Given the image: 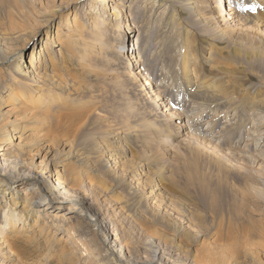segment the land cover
<instances>
[{
    "label": "rangeland",
    "instance_id": "374dc122",
    "mask_svg": "<svg viewBox=\"0 0 264 264\" xmlns=\"http://www.w3.org/2000/svg\"><path fill=\"white\" fill-rule=\"evenodd\" d=\"M20 1L27 3L34 1L38 7L42 8V11L45 10V17L59 9L57 17L53 20V26L52 22L48 26H44L42 20H39L36 27H43V37L46 30L52 28L53 37L57 38L60 44L62 40L56 36L59 22L63 21L68 13L71 12L73 15L72 12L81 4L90 2V0H77L76 2L74 0ZM130 1L128 0V4ZM186 1L164 0L161 5H158V2L153 6L154 1L139 0L137 7H134L135 12L132 15L128 14L136 24V30L130 26L128 28L130 33L123 28V33H127L126 37L129 40L123 44L125 48L123 47L122 51L128 54L124 49L131 48L130 50H133L136 46V50L132 53L136 56L137 64H140V67L151 77V84L155 92L164 89L163 101L168 106L171 105L172 109L169 112V117L175 124L179 122L180 127L175 125L172 128L173 138H170L172 140L168 139L163 142L167 138L144 136L137 141L129 136H123V134H121L122 136H113V139L105 138V140L97 136V141L96 139L89 140V137L99 127V123L93 115L94 111L91 112L90 122L76 129L71 135H64L65 129L70 126L73 102L76 98L77 100L85 99L91 91H97L101 83L100 78L104 76L110 77L109 81H115L118 84V89L123 88L128 102L134 105L129 120L133 123L134 121L135 123L139 122L136 115L138 107L135 104V90L129 82L127 71L122 70L120 63L124 59L121 58L117 65L108 62L106 58L103 59L107 64L105 61H92L88 65L78 59L69 61L63 57L72 56L68 52L71 39L67 49H62L60 44L56 45L57 53L54 57V64H51L49 58L39 64H37V59L33 61L34 67L41 72H54L76 83L75 91H71L73 94L70 93L73 98L75 97L74 101L65 102L58 108V111L52 110L47 118H40V121L37 119L24 122L23 115H21L23 112L14 114L13 109L22 105L20 103L13 106L6 100V95L16 87L10 85L11 77L7 75V72L0 71V125L20 117V119L18 118L20 125L25 127H23L24 131L15 135V143L21 142V145L24 146L26 141H22V138L29 139V135L32 134L36 139L33 141V147V142L30 146L22 149L21 145L17 146L6 140L1 143V148L3 150L11 148L15 155L14 158L18 161L24 160L30 166H33L34 163V169L37 171L41 169L42 157L47 155L45 159L50 162L48 171L58 172L61 180L66 179V174L84 180L85 192L89 194L90 199L98 203L101 212L106 214L109 219L111 218L110 224L116 236L120 241H126V238L127 241H130L126 249L130 251L132 258L141 262H148L156 258L157 261L161 260L162 264H195V251L202 244L213 241L214 238L216 216L199 202L201 193L198 182L190 179V171L196 170L191 167V164L196 161L198 172H194V176L204 175L209 183H223L225 186L226 193L221 198L220 207L227 217L232 218L233 230L231 231L235 232L236 241L244 242L246 245L243 251L231 260L230 264H255L257 257L262 258L264 264V7L256 9L255 13L247 14L243 11L249 8L248 4L250 6L251 1L242 4V0L241 2L237 0L230 2L206 0L203 5L207 6L205 8L212 18L217 17V25H212L213 19L211 18L210 22L204 26L205 24L200 20L201 16L195 17V10L189 4L186 6ZM225 4L228 10L233 8V11L242 13L227 14L222 17L212 13L217 11L216 5L223 9ZM91 5H96L97 8L94 10L88 4L89 10L99 14L101 10L98 4L92 3ZM6 6L5 0H0V42L2 43L0 45L3 50L11 54V52L22 48L23 39H7L5 37V29L10 25L11 19L19 15L13 7ZM171 9H175L177 12V23L172 26L168 25L166 21ZM126 10L128 9L124 8L122 14ZM224 11L226 12V9ZM104 16L107 17V13ZM260 19L261 22L257 23ZM179 22L181 26H179ZM143 27L146 28L144 35L141 30ZM62 28L67 30L68 25L64 24ZM183 28L188 30V47L197 57V62L193 65V72L190 75L192 83L196 86L204 79L208 82L215 81L222 88L219 94L220 99L227 98L232 104L225 101L223 104L220 103L222 107L214 106L217 103L214 101L216 97L209 95L196 97L194 92L182 83L180 72L185 51ZM224 29L229 31L231 34L228 36L232 37L225 36L222 33ZM7 31L12 32L9 29ZM38 37V35L35 39L32 37L28 44L20 50V54L14 53L7 58L2 64V69L5 70L12 66L19 55L23 56L22 63L28 65L33 49L37 50L38 45L43 43V37L40 36L39 39ZM135 38L137 41H134ZM145 39H147V45L143 43ZM77 49L71 48L70 51L75 55L84 52L83 47L79 45ZM210 50L215 51V54L211 56L213 62H217L218 66L225 69L221 75L212 74L201 57L202 54L206 55ZM80 66H85L84 72ZM113 69L115 70L113 71ZM85 85H90L91 91L86 89ZM249 88L251 92L248 91ZM61 95L66 94L62 93ZM101 103L96 107L109 114L111 130L121 128L122 131L126 125L122 114L128 109L122 108L120 98L109 94L108 97L102 99ZM229 108L232 110L229 111ZM8 109L11 111L10 116L6 115ZM7 129L11 130L12 126L8 125ZM57 132L60 133V136H56ZM63 136L76 137L75 141L69 145L68 141L73 138L66 141ZM196 145L201 146V153L195 149ZM212 145H216L211 151L217 158L215 160L208 159V154L202 153L209 150L208 148ZM105 147L116 150L114 157H110V154L104 152V157L99 161H88L87 155L91 154L90 152L100 151ZM70 150L71 154H67ZM233 150H247L256 157L258 162L255 164L247 162L240 157L238 152H235L233 156ZM109 158L112 160L110 161ZM216 160L227 164V170L220 171L215 165ZM108 161L116 162L113 164L116 165V168L110 169ZM142 163L144 164L140 167ZM99 179L105 181L104 186L101 187ZM139 179L143 182L138 183ZM173 181L176 182L177 190L188 189L195 194V199H190L186 195L180 196L178 192L172 193L170 185ZM243 182H246L248 186L249 197L247 200L239 201V209L242 212L237 213L231 201L240 198L236 193L242 187ZM150 185L154 186L153 194L146 199H149L148 206L155 211L154 216L145 207L135 205L140 196L148 195ZM17 188L21 189L22 184H19ZM171 202L181 203L186 214L190 210L201 212V226L196 229L200 233L199 242L185 240L181 242V239L173 233L176 221L172 218H163L165 213L168 214L166 205ZM53 213H50L52 216L49 220L45 216L46 213H40V221L47 222L46 228L39 225L41 222L35 224L34 219L28 218L26 227H22L24 234L20 235L19 239L15 241L16 243L11 247H1L3 252L5 249L13 251L9 260L1 259L2 263L11 264L10 260L14 259V264H100L101 257L95 249L94 238L91 240L88 236L86 238L81 236L83 230L80 228L86 226L72 218L64 220L63 217H60V220H56ZM104 214L101 217H104ZM101 217H97L95 220L88 218L87 220L91 221V224H98ZM167 220H171V224H168ZM176 220L187 226V220ZM20 226H23V223ZM156 227H165L170 236L151 242L147 233ZM105 232L102 229L101 237L106 235ZM234 239L235 236L231 235V240ZM81 242L84 244L80 245ZM179 242L188 247L184 249ZM67 250H72L74 253L72 260L66 258L64 252Z\"/></svg>",
    "mask_w": 264,
    "mask_h": 264
},
{
    "label": "bare ground",
    "instance_id": "6f19581e",
    "mask_svg": "<svg viewBox=\"0 0 264 264\" xmlns=\"http://www.w3.org/2000/svg\"><path fill=\"white\" fill-rule=\"evenodd\" d=\"M76 1L77 0H74V2ZM138 1L139 0H131L128 4V0H90L88 3L81 4L72 12L74 18H72L73 15H71L70 12L63 21L59 22L60 25L58 26L56 36L61 38L62 41L60 44L57 41V38L53 37L52 28L47 29L45 32L46 37H43V27H36V23L39 20H42V25L44 26H48L51 24V22V25L53 26V20L57 17L59 9L55 10V12L50 14V16L46 15L47 17H45V10L42 11V8L40 6L38 7L34 1L27 3L20 0H5L6 5L13 7V9H15L19 15L11 19L10 25L6 27L4 35L7 39H23L21 42L22 48L11 52V54L3 50L2 46L0 45V71L7 72V75L11 77L10 85L16 87L15 90L12 88L8 95H6V100L9 101V104L13 106H17L20 103L22 105L21 107L13 109V113L15 114L17 112H23L21 115H23L24 122L37 119L40 121V118H47L52 110L58 111V108L65 102L72 100L74 101L75 97L73 98L71 96V94H73L71 91H75L74 88L76 83L74 81L64 78L54 72H41L33 65V61L36 59L37 64H39V62H43L47 58H49L51 64H54V57L57 53V50L55 49L56 45L60 44L62 49H67L72 39L68 49V52L72 54V56L63 57L69 61L78 59L80 62L86 63L88 65L92 61H105L103 58H106L108 62L115 63L117 65V62H119L121 58L124 59V61L120 63L123 68L122 70L127 71L129 82L135 90V104L138 107V112L136 115L139 122L135 123L134 121L133 123L129 120L131 118L130 112L132 111V107L134 105L128 102L123 88L118 89V84L115 81H109L110 77L108 78L104 76L100 78L101 83L99 84L97 91H91L89 88L90 85H85V88L91 91L89 96H87L85 99L79 98L77 100L76 98L77 101L75 100L73 102V107L70 114V126L65 129L64 135H71L74 131H76V129L81 128L86 123L90 122L91 112L94 111L93 115L99 123V127L97 129L98 132L95 131L92 136L89 137V140L96 139L97 141V136L98 138L100 136L104 139H110L113 136H122L121 134H123V136H129V138L135 139L137 141L144 136H160L167 138L163 140V142L173 138V126L176 125V127H180V125L179 122H176L175 124L171 117H169V112H171L172 109L170 107L171 105L168 106L163 101L162 96H164V89L155 92L154 87L151 84V77L143 68L140 67V64H137V59H135L136 56H134V53H132L134 50H136V46H134L133 50H130L131 48H128L127 50L124 49L128 54H125L122 51L123 47L125 48L123 44L126 43V40H129V38L126 37V32L131 33L128 28L131 26L136 30L137 27L132 21L133 19L131 20L129 16L135 12L134 7H137ZM151 1H154V6V4L158 2V5H161V2L164 0ZM227 1L230 2L231 0H226V2ZM237 1L241 2V0ZM248 1H251L252 4L250 6L248 4L249 8H246L243 11L247 14L249 12L255 13L256 9L264 7V0H242V4H246ZM205 2L206 0L186 1V6L189 4L190 7L195 10V17L201 16L200 20L205 24L204 26H206V24L209 23L212 18V15L205 8L207 6L203 5ZM92 3L98 4L99 9L101 10L99 14L89 10L90 7L88 4H90L91 8H94V10L97 8L96 5H91ZM191 4L194 5L191 6ZM230 5L232 6V4ZM223 7L224 8L221 9V6L219 7V5H216L217 11L212 13L219 14L218 16L220 17L224 15L227 16V14L234 15V13H242L236 12V10L233 11V8L228 10L226 8V4L223 5ZM124 8H127L128 10L122 14ZM225 9L226 12L224 11ZM102 11H104V14H102ZM106 13L107 17L104 16ZM128 14L130 15L128 16ZM176 14L177 12L175 9L169 10L168 16L166 18L168 25L172 26V24L175 25L177 23ZM212 19V25L216 24L217 17L215 16ZM260 22L261 19L257 21V23ZM64 24L68 25L67 30H63L62 27ZM178 24L181 26L180 22ZM123 28H125L126 34L123 33ZM7 29L12 32L9 33ZM141 30L142 34L144 35L146 28L143 27ZM139 32L141 31L139 30ZM222 33H224L225 36L231 34L226 29H224ZM182 34L185 36L183 41L185 51L183 52V60L181 62L182 66L180 72L182 83L185 85V87H188L190 91L194 92V96L196 97L206 95L216 97V100L214 101H217V103L214 106H219L220 103L223 104L225 101L229 104H232L227 98L220 99L219 94L221 93L222 88L216 84L215 81L208 82L204 79L196 86L192 83L190 75L191 72H193V65L197 62V57H195L193 52L188 47V30L183 28ZM37 35L39 36L38 39L40 36L43 37V43L42 45H38L39 50H36V48L33 49L29 64L24 65V63H22L23 56L19 55L16 57L12 66H9L8 68L5 67L6 69L3 70V62L14 53L20 54V50L28 44L32 37L35 39ZM146 40L147 39L143 40L145 45H147ZM134 41H137V39ZM78 45L83 47L84 52H80L75 55V53L70 51V49L73 48V50H78ZM213 54H215V51L210 50L206 55L202 54L201 57L207 64V67H209L212 74L214 73L215 75H221L225 72V69L224 67L218 66L217 62H213V58L211 57ZM105 63L107 64L106 61ZM80 68L83 72L86 69L85 66H80ZM77 70L80 71L79 69ZM114 70L115 69H113V71ZM249 90L251 92L250 88L248 91ZM62 93L66 95H61ZM109 94L118 96L122 102V108L128 109L122 114V119L125 120L124 122L126 124L122 131L120 130L121 128L117 130H111L112 124H110L111 120L109 114L105 111L98 110V107H96L97 105H100L102 99L108 97ZM231 110L229 108V111ZM10 113L11 111L8 109L6 115L10 116ZM175 116L178 117V115ZM135 117H133L134 120H136ZM18 118L20 119V117H17L13 120L4 122L3 125H0V151L2 150L0 153V264H3L1 260L3 258L9 260V258L12 257L13 252L12 250L7 251L6 249L5 252H3L1 247H11V245L16 243L15 241L19 239L20 235L24 234L22 227H26L25 224L28 218L34 219L35 224H39V222H41L39 225H42L44 228L48 226L45 220L40 221L41 212L44 214L46 213L45 216L48 218V220L52 216L50 213L54 212L53 216L56 220H60V217H63L64 220L72 218L81 225L86 226L80 228L83 230L81 236L82 238H86V236H88L91 238V240L94 238L96 245L95 249L99 252V257H101L100 264H162V261H157L156 258L151 259L148 262L135 261L132 258L130 251L126 249L127 244L130 241H127V238L126 241H120V239L116 236L110 224L111 218L109 219L106 214L102 213L98 203L90 199L89 194L85 192L83 187L84 180L80 179L79 177L75 178L70 174L65 175V180H61L58 172L54 173L52 170L48 171L50 162H48V160L46 161L45 159L47 155L42 157L40 163L41 169H38L37 171V169H34V163L33 166H30L26 161H18L16 158H14L15 155L13 154L11 148L6 150L1 148V143L6 140H9L10 143L17 146L21 145V142L15 143V135L24 131L23 127L25 126L20 125L21 123ZM77 124L79 125L76 128ZM8 125L12 126L11 130L7 129ZM56 136H60V133L57 132ZM63 137L66 139V141L73 138L72 140L68 141L69 145H71V143L75 141L76 136ZM28 138L29 139H25L24 137L22 138V141H26L23 144L24 146L21 145L22 149L23 147L30 146V144L36 140L33 134L29 135ZM103 144H101V147H103ZM33 146L34 142L32 147ZM214 147H216V145H212L210 148H208L210 151L206 150L202 152L203 154H208L207 158L210 160L217 159L215 154L211 152L213 151L212 148ZM195 149L201 153L200 145H196ZM115 151V149L110 150L109 148L105 147L100 151H93V153L90 152L91 154H88L87 158L88 161L95 162V160L99 161L102 157H104V152L110 154V157H114ZM233 152V156L235 155V152H238L240 157L247 162H251L252 164L258 162L256 157L247 150H233ZM38 153L40 154V152ZM67 154H71V150ZM109 160L111 161L112 158H109ZM149 160L151 161V158ZM113 164H116V162L108 161V167L110 169L116 168V165ZM143 164L144 163H142L140 167H142ZM215 165L220 171H226L228 168L227 164H224L219 160L215 161ZM191 167L196 169L190 171V179L196 180L198 182L199 191L201 193L199 202L216 216L217 223L214 227L213 241L207 244H202L198 250L195 251V264H230L231 260L241 251H243L246 245L244 242L236 241L237 236L235 235L234 231H231L233 230L231 222L232 218L227 217L220 207V201L222 196H224L226 193V188L223 183H209L204 175L199 177L194 176L193 173L198 172L196 161L192 162ZM115 174H117V172H115ZM99 180L101 181V187L104 186L105 181L102 179ZM142 182L143 181L141 179L138 180V183ZM18 183L20 185L22 184L21 189L17 188L19 187ZM153 188L154 186L150 185L148 195L146 197L144 195L140 196L138 198V202L135 203L136 206L145 207L148 209L152 216L155 215V211L148 206L149 199L146 198L153 194ZM170 190L172 193L178 192L180 196L186 195L189 196L190 199H195V194H193L190 190L184 188L177 190L176 182L174 181L171 182ZM236 195H238L240 198L234 200L232 199L231 203L235 206L237 213H241L242 210L239 209V201L247 200L249 197V189L246 182H243L242 187L237 190ZM166 208L168 214L165 213L163 218H172L176 221V223H174L175 228L173 229V233L176 234L179 239H181V242L183 240L199 242L198 240L200 238V233L197 232L196 229L201 226V212L190 210V212L186 214L183 205L179 202H171L170 204L166 205ZM56 210L58 213H56ZM103 214L105 216L101 217ZM97 217H101L98 224H91V221L87 220L88 218L90 220H95ZM176 219H181L182 221L187 220V226L181 222H177ZM22 223L23 226L19 227V225ZM167 223L171 224V220H167ZM87 224H89V226H87ZM102 229L106 231V235L101 237ZM147 234L150 237L151 242L155 241L156 239H162L164 237L170 236L165 227H156ZM156 235L157 238H155ZM231 235L235 236L234 240H231ZM181 242H179V244ZM83 244L84 243L81 242L80 245ZM180 246L184 249L188 247L181 244ZM64 254L66 258L70 260H72L74 255L72 250H67L64 252ZM261 259L257 257V262L255 264H263V259ZM10 262L11 264H14L15 260H10Z\"/></svg>",
    "mask_w": 264,
    "mask_h": 264
}]
</instances>
